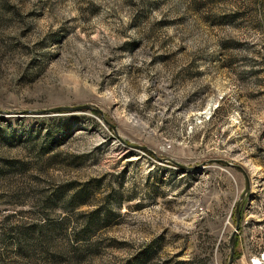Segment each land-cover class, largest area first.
<instances>
[{"label":"rangeland","instance_id":"374dc122","mask_svg":"<svg viewBox=\"0 0 264 264\" xmlns=\"http://www.w3.org/2000/svg\"><path fill=\"white\" fill-rule=\"evenodd\" d=\"M254 247L264 0H0V264Z\"/></svg>","mask_w":264,"mask_h":264},{"label":"water","instance_id":"95a60500","mask_svg":"<svg viewBox=\"0 0 264 264\" xmlns=\"http://www.w3.org/2000/svg\"><path fill=\"white\" fill-rule=\"evenodd\" d=\"M248 191H249V185L247 184L246 189H245V194L248 193ZM238 227H239V220L237 221L236 229H238ZM234 243H235V232L231 236L232 252H231L230 262L233 260V256H234V252H235Z\"/></svg>","mask_w":264,"mask_h":264},{"label":"built area","instance_id":"2783aa9c","mask_svg":"<svg viewBox=\"0 0 264 264\" xmlns=\"http://www.w3.org/2000/svg\"><path fill=\"white\" fill-rule=\"evenodd\" d=\"M262 252H260L257 256H255V247H254L253 254H249L248 255L249 256V259H250V263L251 264H258L259 261H257L256 258L257 259L262 258L263 257Z\"/></svg>","mask_w":264,"mask_h":264},{"label":"bare ground","instance_id":"6f19581e","mask_svg":"<svg viewBox=\"0 0 264 264\" xmlns=\"http://www.w3.org/2000/svg\"><path fill=\"white\" fill-rule=\"evenodd\" d=\"M263 257L256 260L259 261L258 264H264V251L262 252Z\"/></svg>","mask_w":264,"mask_h":264}]
</instances>
